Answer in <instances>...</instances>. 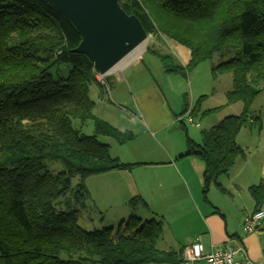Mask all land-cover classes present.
<instances>
[{
    "label": "trees",
    "instance_id": "16d2710c",
    "mask_svg": "<svg viewBox=\"0 0 264 264\" xmlns=\"http://www.w3.org/2000/svg\"><path fill=\"white\" fill-rule=\"evenodd\" d=\"M147 34L187 47L183 65L171 53L150 47L165 73L188 78L215 55L228 58L213 70L233 73V89L224 106L202 111V99L191 115L204 117L241 102L239 115L224 118L203 130L201 143L186 133V152L205 164L202 192L216 187L229 192L221 179L228 175L244 149L238 136L248 125L264 129L251 108L264 89V0H121ZM81 37L67 18L44 0H0V264H180L182 252L163 251L161 219L132 216L118 227L87 231L79 223L89 199L85 181L93 175L130 170V164L111 155V138L119 145L136 138L94 115L91 87L99 86L91 59L74 52ZM70 66L67 77L52 71ZM107 91V92H108ZM190 110L185 101L181 114ZM92 121L94 134L83 133ZM75 123H79L78 125ZM183 123V122H182ZM185 126V124H183ZM187 131V129H186ZM60 163L53 174L47 162ZM81 183L73 186V179ZM254 212L264 208V182L249 187ZM70 193L73 202L58 210L57 201ZM62 202L60 204L62 205ZM141 197L128 202L134 211Z\"/></svg>",
    "mask_w": 264,
    "mask_h": 264
},
{
    "label": "rangeland",
    "instance_id": "374dc122",
    "mask_svg": "<svg viewBox=\"0 0 264 264\" xmlns=\"http://www.w3.org/2000/svg\"><path fill=\"white\" fill-rule=\"evenodd\" d=\"M150 47L161 50L164 53H171L175 59L183 65H187L190 59V50L187 47L167 38L166 36L159 39L154 35L149 34L147 39L141 45L135 48L125 59L112 69L111 72H116V74L113 79H109V86H112L111 92H107L108 87H103V89L106 90L105 98H103L97 88L99 86L93 85L91 87V98L96 103L93 111L95 116L110 122L113 120L116 121L117 119L118 121H122L126 125H129V127H132L131 131L136 135V138L131 141V143L123 145L126 150L132 149L138 152H144L146 149H149L153 152L151 159L162 162L165 161L164 159L166 157L164 156L163 149L180 148V150L183 149L182 151H186V133H188L195 142L201 143V133L203 130L211 129L228 116L239 115L243 110V104L239 102L228 107H223L219 111L204 117L198 115V117L194 118L195 124L189 123V113L181 114L184 109L185 101L190 104L189 111L191 117L192 107L196 105L202 97V111L218 108L226 104L227 93L233 89V73L230 71H218L214 75L213 70L223 62L228 61V58H223L221 55H215L212 60L202 63L197 69L189 74L188 78H185L182 75L165 73L159 59L154 54L148 53ZM127 62L132 63L122 71L118 69L120 66L127 64ZM69 71L70 66L65 64L59 66L58 69H54L52 73L55 79H59L67 77ZM137 104L139 106H137ZM121 105H124L125 107L122 108ZM137 107H140L141 109L142 118L149 123L150 135L142 131L141 123L135 118L137 116L136 114H139ZM127 109H130L133 114L131 115L130 113H127ZM172 109L178 111L179 118L182 117L183 120H178V122L174 121V125H169V122L164 131L156 132V129L150 125L151 123L147 114L156 113V123L159 124L166 119L172 121ZM251 111L253 115L260 116L264 121V89L253 103ZM76 124L78 125L79 123H75V125ZM183 124H185V126ZM197 124L199 126H197ZM82 131L87 135H93V122L88 121L84 125ZM99 140L103 143L113 142L110 149L112 156L116 155L118 148H121L122 146L115 144V142L109 137L100 136ZM238 140L245 153L238 158L235 166L231 169L228 175L221 179V182H223L222 184H224V187L229 190V193L225 194L218 188L212 187L208 192L206 200L210 202L208 206L212 211H216V209L221 207L227 211V213L231 214V220L233 221L236 219L238 213L243 212L244 214H248L254 209L255 202L250 195L249 186L251 184H259L260 179L262 178V173H264L261 169V165L264 163V158L260 153L264 146V129L260 131L258 125H248L242 129ZM256 148H258V150ZM246 161L247 163L245 167L242 166ZM46 164L48 170L53 174H57L63 170V166L60 163L48 161ZM147 165L150 166L154 164ZM240 167H244V169L237 175V172L240 171ZM168 175L169 169H159L155 177H150L153 179L151 183L155 184ZM139 179L142 178L139 176ZM229 180L238 184L237 191L239 192L234 193L236 188H234L232 183H229ZM79 183H81V179L75 177L73 179V186L76 187ZM90 187H92V183L90 184ZM141 189L147 191L144 187H141ZM200 190L201 189L199 188V194H201ZM202 196L204 197L203 192ZM61 201H63L62 205L60 204ZM65 201L72 204V193L66 198L57 201L56 207L58 210H67V204ZM88 205L91 207L88 209V212L92 215V220H84L82 216L79 217L80 225L87 231H94L106 227L116 228L121 223L116 220L114 224L110 222L116 217V212L109 211V213H99L96 208H94L93 204L89 202ZM137 208L139 210L141 209L140 212L144 211L146 216L143 218L145 220H151L153 218L157 220L161 219V217H158L159 215H156L159 211L153 212L141 205ZM155 211H157L156 207ZM130 217L131 214L127 216L126 219ZM103 221L106 223L103 224L104 226L101 224ZM195 223L196 228L198 222L195 221ZM263 223L264 219L260 222V225L262 224V226L259 225L258 231H263L264 234ZM169 227L170 228L164 230L163 235L158 242V248L160 250L168 249L177 251L179 248L177 242L182 241L187 237H191L200 231L183 230L182 224L181 226L179 224L172 226L169 225ZM242 234L244 233L242 232ZM263 234L260 236L259 246L264 254Z\"/></svg>",
    "mask_w": 264,
    "mask_h": 264
},
{
    "label": "crops",
    "instance_id": "0c3cea01",
    "mask_svg": "<svg viewBox=\"0 0 264 264\" xmlns=\"http://www.w3.org/2000/svg\"><path fill=\"white\" fill-rule=\"evenodd\" d=\"M132 62H127V64L120 66L118 69L122 71ZM112 69L106 73V79L109 85V79H113L116 74V72H111ZM97 88L100 91V88ZM111 89L112 86H109L108 93L111 92ZM100 94L103 98H105L104 92L100 91ZM137 106L139 105L137 104ZM121 107L124 108L125 106L121 105ZM137 108L139 114H136L137 116L135 118L141 123L140 125L142 127V131L150 135L149 123L142 118L140 107ZM126 112L131 115L133 114L130 109H127ZM177 112L178 111L172 109V121L166 119L164 122L159 124L156 123V113H148L147 116L151 123L150 125L156 129V132H162L165 130L166 125L169 124V122V125L173 124L174 121L178 122L179 114ZM110 123L121 131H131L132 128L117 119L116 121L113 120ZM109 144L111 149L113 142ZM115 144L117 143L115 142ZM185 147L187 149L186 142ZM256 149L258 150V148ZM163 150L164 156L166 157L164 159L165 161L160 162L151 159L153 152L149 149H146L144 152H138L132 149L126 150L123 145L121 148H118L117 154L113 157L118 158L124 163L146 165H138L125 171H110L87 178L85 184L89 191V199L85 208L82 209L80 216H82L84 220H92V215L88 212V209L91 208L90 205H88L90 202L99 213H109V211L116 212V217H114L113 221H110L112 224H114L115 220L118 222L127 220L126 217L130 214L131 217L137 216L142 220H145L143 218L146 216L144 211L140 212L141 209L139 210L138 208L132 211L128 207V202L131 199L141 197L148 203L151 211H159L156 215H159L158 217H161L163 221V232L167 228H170L169 225L172 226L176 224H179L180 226L182 224L183 230H200L193 236L177 242V245L179 246L177 251L168 249L163 251L180 253L185 246L199 239L204 243L207 251H210L213 247L232 245L238 248H244L251 259L257 262H264V254L259 246L260 236L263 234V231H257L252 234H242L244 219L254 212L255 203L252 211L248 214H244L243 212L238 213L234 221L231 220V214L227 213V211L221 207H219L220 209H216V211H212L208 206L210 202L206 201V199L202 196L201 191V186L203 184L202 176L205 170V164L203 161L197 156L181 157L186 151H182L183 149L180 150V148H166ZM260 153L264 158V146L262 147ZM246 163L247 161L243 163L242 166L245 167ZM147 164L154 165L148 166ZM244 167H240V171L237 172V175L241 173V170H243ZM159 169H169V175L155 184H152L151 182L153 179L150 177H155ZM261 169L264 171V163L261 165ZM139 176L142 179H139ZM262 182H264V173H262V178L259 183ZM91 183L92 187H90ZM229 183H232L234 188H236L234 193L239 192L237 191V183H233L231 180H229ZM252 185L254 184H251L250 186ZM141 187L146 188L147 191L142 190ZM199 188L201 189V194L198 193ZM155 207L157 208V211H155ZM195 221L198 222L196 228ZM101 224L103 225L106 223L103 221ZM260 226H262V224Z\"/></svg>",
    "mask_w": 264,
    "mask_h": 264
},
{
    "label": "water",
    "instance_id": "95a60500",
    "mask_svg": "<svg viewBox=\"0 0 264 264\" xmlns=\"http://www.w3.org/2000/svg\"><path fill=\"white\" fill-rule=\"evenodd\" d=\"M64 15L81 37L74 52L88 56L106 75L141 45L148 34L121 0H44Z\"/></svg>",
    "mask_w": 264,
    "mask_h": 264
},
{
    "label": "built area",
    "instance_id": "2783aa9c",
    "mask_svg": "<svg viewBox=\"0 0 264 264\" xmlns=\"http://www.w3.org/2000/svg\"><path fill=\"white\" fill-rule=\"evenodd\" d=\"M97 79L101 84L107 86L105 75L98 73ZM188 113V122L195 124L194 118L190 116V111ZM178 120L182 121L183 118L180 117ZM197 126L199 125L197 124ZM263 219L264 208L245 217L243 233L252 234L257 232ZM180 264H264V262H257L251 259L244 248L232 245L213 247L210 251H207L204 243L198 239L183 248L182 262Z\"/></svg>",
    "mask_w": 264,
    "mask_h": 264
}]
</instances>
